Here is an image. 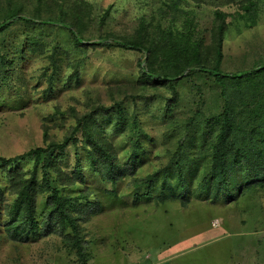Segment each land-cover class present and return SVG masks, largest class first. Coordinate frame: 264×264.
Wrapping results in <instances>:
<instances>
[{"label":"rangeland","instance_id":"rangeland-1","mask_svg":"<svg viewBox=\"0 0 264 264\" xmlns=\"http://www.w3.org/2000/svg\"><path fill=\"white\" fill-rule=\"evenodd\" d=\"M6 1L0 0V4ZM14 1L25 3L29 10L39 4V0ZM87 1L93 4L97 17L90 26L93 36L88 43L92 44L87 46H78L66 27L43 24L35 18L33 22H14L0 32V46L9 50L0 89V156L43 145L46 128L52 137L62 138L75 123L74 110L84 113L98 99L111 104L114 96L110 88L138 82L139 62L146 52L122 47L114 43V38L132 37L142 15L146 14L150 34L162 38L164 32L169 33L157 26L160 0ZM241 1L181 3L196 10V18L188 15L185 19L193 21V28L194 22L198 23L194 30L203 35L204 48L212 46V11L220 8L230 13L220 66L225 74H244L264 65V0H258L255 23L238 17ZM107 9L110 15L99 19ZM109 42L112 45H106ZM53 62L57 65L55 71ZM74 72L79 75L73 76ZM50 76L61 80L55 94L46 96ZM176 84V93H171L172 88L162 91L171 96V101L154 97L127 101L126 123L120 128H114L107 118L99 119L124 164L136 143L141 144L134 175L125 173L117 182L104 180L89 167L81 150L85 178L78 182L88 189L71 191L91 192L90 198L98 203L81 217L87 264H264V188L247 191L229 202L205 200L193 188V194L183 203L181 188H177V197L167 193L169 197L159 201L157 192L146 195L145 186L131 183L132 176L168 164L177 148V138L183 136L184 142L185 126H191L190 134H195L185 155L196 156L202 162L210 153L209 145L220 129L217 117L225 107L222 87L214 76L200 69L187 70ZM66 153L61 168L71 175L75 167L73 147ZM185 177L192 187L195 179L187 173ZM173 181L177 183L178 179ZM0 264H80V260L56 234L22 243L0 233Z\"/></svg>","mask_w":264,"mask_h":264},{"label":"trees","instance_id":"trees-1","mask_svg":"<svg viewBox=\"0 0 264 264\" xmlns=\"http://www.w3.org/2000/svg\"><path fill=\"white\" fill-rule=\"evenodd\" d=\"M182 1L160 0L157 26L160 31L169 30L162 38L147 31L146 14L142 15L132 37L114 38V43L122 47L146 52V57L139 62L138 82L110 88L109 92L114 96L111 104L98 99L84 113L74 110L75 123L62 138L52 137L46 128L43 145L13 156H0L1 235L23 243L56 234L75 251L80 264H87L81 217L98 203L90 198L91 192L74 194L71 191L76 188L80 191V187L88 189L85 183H79L85 178L82 161L86 159L89 167L102 179L117 182L125 173L134 175L141 146L136 143L124 164L103 126L99 125V119L107 118L114 128H120L126 123L124 110L127 101L139 97H154L165 102L173 100L162 91L172 88L174 92L171 93H176V82L187 70L207 72L222 87L225 107L217 117L220 129L215 141L209 145L210 153L202 162L196 156L185 155L187 144L192 147L190 143L195 137L190 134L193 128L185 126L184 142L183 136L177 138V148L168 164L145 175L132 176L131 183L135 187L145 186L146 195L157 192L159 201H165L169 197L167 193L177 197V188H181L183 203L189 200L193 188L205 200L225 202L237 199L247 191L264 188V65L244 74L223 73L220 66L230 13L220 8L212 11V46L204 48L203 35L194 30L198 23L195 21L193 28V21L185 19L188 15L196 18V10L188 5L182 6ZM257 5L258 0H242L238 17H247L255 23L253 17L257 14ZM109 15V9L104 10L99 19ZM34 18L43 24L57 23L66 27L78 46L92 44L88 43L93 36L90 26L97 17L93 4L87 0H39L38 6L31 10L25 3L14 0L0 4V32H5L14 22ZM183 18L184 22H181ZM8 52L7 46H0V89L8 67ZM52 68L53 71L57 69L54 62ZM72 75L79 74L74 72ZM60 80L55 76L48 78L46 96L55 94ZM61 112L65 116V112ZM189 121L190 124L191 118ZM70 147L74 149L75 167L74 172L67 175L61 168V160L67 156ZM81 150L85 152L84 159ZM186 173L195 179L192 187L188 185ZM177 179L174 183L173 180ZM39 199L43 200L42 204Z\"/></svg>","mask_w":264,"mask_h":264}]
</instances>
